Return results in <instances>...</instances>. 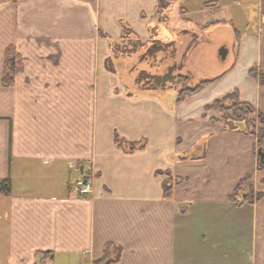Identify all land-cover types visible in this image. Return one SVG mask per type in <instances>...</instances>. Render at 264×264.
Masks as SVG:
<instances>
[{"label": "crops", "instance_id": "crops-1", "mask_svg": "<svg viewBox=\"0 0 264 264\" xmlns=\"http://www.w3.org/2000/svg\"><path fill=\"white\" fill-rule=\"evenodd\" d=\"M242 2L233 62L178 102L132 90L107 63L124 25L152 32L159 0H0V264H94L108 243L115 264H264L258 134L207 109L237 90L264 115V0ZM166 171L183 178L170 197ZM244 178L251 195L232 199Z\"/></svg>", "mask_w": 264, "mask_h": 264}, {"label": "rangeland", "instance_id": "rangeland-1", "mask_svg": "<svg viewBox=\"0 0 264 264\" xmlns=\"http://www.w3.org/2000/svg\"><path fill=\"white\" fill-rule=\"evenodd\" d=\"M205 3L206 1L203 4L200 0H161L156 13V26L152 32L138 35L125 27L119 37L110 38L109 41L113 40L112 47L110 44V62L116 66L131 89L148 90L139 89L136 83V78L142 71L150 75H162L174 68L172 75H189L188 84L193 86L203 79L215 78L233 62L236 54V31L229 20L231 16H236L235 20L238 21L237 16L242 13L243 2L221 0L219 8L215 4ZM184 7L188 8V14L184 12ZM170 10L169 19L167 15ZM212 18L218 21L204 26ZM164 26H167L168 32ZM237 28L242 30L241 25ZM158 38H175V42L173 45L161 46L156 42ZM149 46H153L154 51L152 49L147 52ZM160 46L163 48L156 50ZM222 46L228 50L224 58L219 54ZM176 82V79L172 80L166 88L153 91L164 93L167 100H174L181 85ZM221 115L224 117L223 113ZM252 116L254 124L260 126L262 121L258 113L255 112Z\"/></svg>", "mask_w": 264, "mask_h": 264}, {"label": "trees", "instance_id": "trees-1", "mask_svg": "<svg viewBox=\"0 0 264 264\" xmlns=\"http://www.w3.org/2000/svg\"><path fill=\"white\" fill-rule=\"evenodd\" d=\"M161 0H159V3ZM125 25L124 28L125 29ZM156 42L160 44L161 46L166 45H173L175 42V38H172L170 40H164V39H156ZM113 40L110 41L111 47H112ZM157 47L156 50H160L163 47ZM154 47L149 46L147 48V52L151 51ZM111 56L108 57L107 63L108 67L111 70L115 69L114 64H112V61L110 62ZM19 61V55L16 51L15 47L13 45L9 46L6 50V56H5V68H4V75H3V83L4 84H12L14 82L15 78V72L17 63ZM174 68H170L168 72L165 74H155L150 75L146 73L145 71H142L138 77L136 78V83L139 89H148V90H159L164 89L167 87L168 83L172 80H177L176 84H181L178 88V94H177V101L183 100L186 96L198 91L205 85L209 84L211 82V79H203L196 83L195 85L191 86L188 84L189 75H183L179 73L178 75H172V70ZM262 79H264V75L262 76ZM135 89V88H134ZM133 90V89H132ZM207 109H212L219 111L220 113H223V122L224 125L228 128H243L247 131L256 132L258 134V142L260 144V147L263 148L262 143V136L263 131L261 129H257L255 126V122L252 120L254 119V114L256 112L255 107L247 102L240 99L238 91L234 90L222 98L216 99L213 101L210 105L207 106ZM258 116L262 122H264V115L262 113H258ZM136 142H129V145L131 148H134L136 146ZM259 147V148H260ZM264 149V148H263ZM258 167H264V162L259 159L258 161ZM163 172V171H160ZM165 174L167 177L165 178L163 182V189H164V196L170 197L173 193V188L176 184L180 183L183 178L180 176H174L170 171H166ZM249 178V177H248ZM247 178H244L241 180L238 185L236 186L234 192L230 197L232 199H236L238 194L243 193L244 191H247ZM10 181L9 180H1L0 181V188L2 190H9ZM250 189V188H249ZM252 189L248 190V195H251ZM258 196H261V193H259ZM251 197V196H250ZM121 254V246L120 244L115 243H108L105 246L104 255L102 258L98 259L94 262V264H115L120 257Z\"/></svg>", "mask_w": 264, "mask_h": 264}, {"label": "built area", "instance_id": "built-area-1", "mask_svg": "<svg viewBox=\"0 0 264 264\" xmlns=\"http://www.w3.org/2000/svg\"><path fill=\"white\" fill-rule=\"evenodd\" d=\"M74 189L80 194H87L92 190L93 180L90 177H79L73 183ZM241 201V200H239Z\"/></svg>", "mask_w": 264, "mask_h": 264}, {"label": "water", "instance_id": "water-1", "mask_svg": "<svg viewBox=\"0 0 264 264\" xmlns=\"http://www.w3.org/2000/svg\"><path fill=\"white\" fill-rule=\"evenodd\" d=\"M227 49L226 47L222 46L220 49H219V54L221 55L222 58L226 57V54H227ZM258 153L260 154V159L261 161L264 162V149L262 147H260L258 149ZM86 177V176H85Z\"/></svg>", "mask_w": 264, "mask_h": 264}]
</instances>
